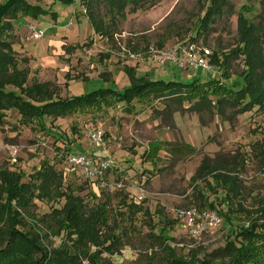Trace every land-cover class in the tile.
Instances as JSON below:
<instances>
[{"label":"rangeland","instance_id":"obj_1","mask_svg":"<svg viewBox=\"0 0 264 264\" xmlns=\"http://www.w3.org/2000/svg\"><path fill=\"white\" fill-rule=\"evenodd\" d=\"M26 2L47 14H18L12 20L14 56L21 68L29 70L28 85L51 82L58 88L54 100L105 88L122 91L131 84L123 66L151 82L220 79L222 70L211 63V56V70L188 71L173 65L159 66L153 53L193 45L196 50L208 49L211 55L228 54L237 46L240 14L264 28V0H228L231 9L209 24L205 33L199 30V21L209 0H153L134 13L127 8L123 20L115 16V25L102 8V27L108 28L112 37L94 32L78 1L71 5L58 0ZM28 26L43 31V35L34 39ZM243 69L242 58L232 60L231 77L224 82L241 87L239 74ZM6 89L18 93L12 87ZM166 104L171 112L164 109L163 101L156 100L149 105L136 103L134 113L119 105L54 122L46 119V130L36 123L22 125L16 111L6 112V123L0 127V168L22 174L21 183H26L39 169V162L49 159L62 174V187L70 186L78 196L83 219L96 225L99 206L109 215V230L96 225L100 238L87 240L81 247L75 236L68 237L58 228L51 215L63 206V199L33 200L29 212L23 214V226L18 228L40 237L41 254L36 258L78 254L80 249H87L88 257L81 255L77 264L227 262V244L237 245L240 231L264 224V109L255 107L237 115L227 109L221 117L214 109L192 111L187 104ZM96 129L103 134L99 144L91 140ZM69 154L108 157L113 167L101 176L86 177L65 161ZM219 155L238 156L243 162L239 179L244 188L241 203L245 214L228 211L221 190L213 194L197 178L203 157L215 159ZM206 180L212 187V179ZM210 203L213 209L207 207ZM130 204L133 207L127 209ZM11 206L17 210L14 203ZM188 209L215 213L220 223H204L194 230L176 218L178 210ZM172 220V227L164 226ZM7 229L0 221V231ZM4 239L0 234V248L5 246Z\"/></svg>","mask_w":264,"mask_h":264},{"label":"trees","instance_id":"obj_2","mask_svg":"<svg viewBox=\"0 0 264 264\" xmlns=\"http://www.w3.org/2000/svg\"><path fill=\"white\" fill-rule=\"evenodd\" d=\"M58 1L68 5L78 1L83 9V15L94 32L104 37H112L109 29L102 27L100 21L102 8H106L107 14H110L109 17L112 19V25H115V16L123 20L127 8L128 12L134 13L153 0ZM209 1L210 5L199 21V30L203 33L209 30V24L217 17L231 9L228 0ZM18 14L37 17L39 14H47V11L28 4L26 0H0V127L6 123V112L9 110L17 112L20 124L36 123L41 129L46 130V119L54 122L74 114L103 111L119 105L124 107L126 112L134 113L136 103L149 105L156 100L163 101L164 109L169 112H171L170 105L166 104L167 101L177 105L187 104L192 111L214 109L221 117L225 116L227 109L236 115L249 112L255 107L264 109V28L251 23L241 14L237 17V46L228 54L214 52L211 55V63L222 70L220 79L193 80L189 83L151 82L136 77L134 69L123 66L131 80L128 88L122 91L111 88L98 89L65 100H54L58 95V88L51 82L27 84L29 70L27 67L19 66L11 41L14 29L12 20ZM238 58H242L244 69L239 74L242 86L236 88L224 81L231 77V61ZM7 87L17 89L18 93L7 90ZM55 166L49 159L41 160L39 169L26 183H21L22 174L0 168V200L5 201L0 203V221L6 223L8 228L4 233L0 231L5 237L2 240L5 241V246L0 248V264H77L81 255L88 257V250L80 249L78 254L36 258L37 254H41L38 247L40 237L35 232L29 234L18 228L23 226V214L29 212L33 200L51 202L55 199H63V206L53 210L51 215L54 216L58 228L65 230L68 237L75 236L76 242L81 247H85L87 240L100 238L96 225L109 230L107 224L109 215L104 206L97 207V214L94 217L96 225L81 217L78 196L70 186L62 187V174ZM242 170L243 162L238 156L226 158L219 155L215 159L203 157L197 170V178L206 183L213 194L221 190L228 211L245 214L241 203L244 188L239 179ZM207 177L212 179V187L206 182ZM12 203L17 210H13ZM131 207L133 204L128 205L127 209ZM207 207L214 208L212 203ZM261 213L264 220V208L261 209ZM144 214H148L147 210ZM174 223V220L168 221L164 226L172 227ZM257 228L260 230L258 231ZM237 239V245L229 243L224 250L227 262L210 259L199 264H264V224L256 223L251 229H243ZM108 248L103 246L102 249L108 250ZM170 264L188 263L172 261Z\"/></svg>","mask_w":264,"mask_h":264},{"label":"built area","instance_id":"obj_3","mask_svg":"<svg viewBox=\"0 0 264 264\" xmlns=\"http://www.w3.org/2000/svg\"><path fill=\"white\" fill-rule=\"evenodd\" d=\"M28 30L34 39H38L43 35V31L36 30L33 26H28ZM210 56L211 52L208 49L196 50L193 45H181L172 51L159 50L153 53V59L159 66L173 65L179 70L188 71L211 70L208 63ZM102 136V131L96 129L91 134V140L95 144H99ZM65 161L80 169L86 177L101 176L113 167L110 158H99L90 154H69L65 157ZM176 218L194 230L200 229L204 223L215 226L220 223L215 213L199 212L196 209L178 210Z\"/></svg>","mask_w":264,"mask_h":264}]
</instances>
